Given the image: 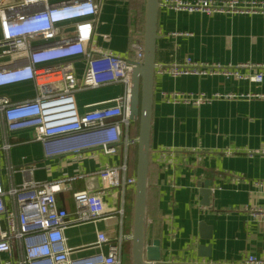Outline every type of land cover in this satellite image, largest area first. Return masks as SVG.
I'll use <instances>...</instances> for the list:
<instances>
[{"label":"crops","instance_id":"1","mask_svg":"<svg viewBox=\"0 0 264 264\" xmlns=\"http://www.w3.org/2000/svg\"><path fill=\"white\" fill-rule=\"evenodd\" d=\"M94 1L98 12L93 40L102 51L129 55L132 41L143 36L141 0ZM164 1L160 0L157 17L156 65L179 64L185 58L221 65L264 63V12L206 14L175 10L164 5ZM67 27V33L71 32V26ZM73 61L79 74L84 69V59L79 56ZM123 91L121 83H114L79 91L75 97L80 109L92 108ZM163 91L246 95L264 92V78L255 83L221 75L171 77L155 73L145 239L150 243V254L156 257L149 264H245L248 255L264 257V221L253 219L245 210L253 205L264 207V189L256 185L257 181H264V98H219L200 104H176L165 102L161 97ZM0 93L19 100L32 96L34 87L31 82H23L4 86ZM123 131L135 140L126 149L120 143L117 151L110 154L89 148L53 157L44 156L33 130L14 131L8 136L9 150H0L5 184L10 183L8 164H36L33 175L37 180L66 178L71 188L57 193L56 198L58 205L67 210L69 219L73 218L72 192L104 187L95 171L125 163L126 176H135L137 120L130 119ZM11 181L19 183L20 173H13ZM206 182H210L207 206L199 195ZM133 191L131 186L106 188V207L122 212L112 211L94 222L69 226L64 232L67 246L91 245L99 231L112 240L120 234H131L132 220L128 229L124 214L129 206L133 210ZM97 251L105 253L107 247L87 248L73 255ZM129 252L131 240L123 241L122 264Z\"/></svg>","mask_w":264,"mask_h":264},{"label":"built area","instance_id":"2","mask_svg":"<svg viewBox=\"0 0 264 264\" xmlns=\"http://www.w3.org/2000/svg\"><path fill=\"white\" fill-rule=\"evenodd\" d=\"M164 5L206 14L264 12V2L256 0H165ZM97 12L94 0L0 2V88L23 82H31L34 87L32 96L19 100L0 93V150L8 151L9 134L22 129L33 130L45 157L89 148L110 154L117 151L120 143L126 149L135 142L123 127L130 123L131 72L142 61L143 40L135 38L127 56L102 51L92 37ZM67 26H71L69 33ZM79 56L85 65L78 74L73 58ZM155 73L171 77L221 75L260 83L264 63L221 65L185 58L179 64H155ZM114 83L124 86L122 95L99 107H78L77 92ZM161 97L169 103L200 104L219 98H264V92L208 95L163 91ZM35 168L34 163L16 167L8 164L10 183L6 186L0 165V264H122V243L131 240V234H120L112 240L99 231L93 244L71 248L64 232L69 226L94 222L112 211L122 212L106 207L103 194L106 188L134 187L135 176H126V164L95 171L103 181V189L72 192L75 211L70 219L56 198L57 193L71 188L68 179L37 180L33 175ZM15 172L20 173L19 183L11 181ZM256 185L264 189V181H257ZM245 210L253 219L264 221L263 206L253 205ZM103 245L107 247L105 253L73 255ZM244 263L264 264V257L248 255Z\"/></svg>","mask_w":264,"mask_h":264},{"label":"water","instance_id":"3","mask_svg":"<svg viewBox=\"0 0 264 264\" xmlns=\"http://www.w3.org/2000/svg\"><path fill=\"white\" fill-rule=\"evenodd\" d=\"M1 1L2 0H0V2ZM159 9L160 0H144L142 36L143 58L140 63L135 64L131 72L129 118L137 120L138 123L131 233L132 264H149V262L156 257L150 254L152 249L150 243L145 239V232L150 153L149 142L155 69L154 55L155 44L158 38L157 17ZM209 185L210 182H206L199 190V195L204 198V205L206 206L210 194ZM201 248L205 247L201 246ZM205 250L208 253V250ZM145 255L147 259H145ZM207 255H209V253Z\"/></svg>","mask_w":264,"mask_h":264},{"label":"rangeland","instance_id":"4","mask_svg":"<svg viewBox=\"0 0 264 264\" xmlns=\"http://www.w3.org/2000/svg\"><path fill=\"white\" fill-rule=\"evenodd\" d=\"M143 5H144V0H141V4H140V17H143ZM13 151L14 149H12V154H13ZM128 215L131 216V220H132V210H131V206H129L127 209H126ZM129 219V220H130ZM125 258V257H124ZM125 264H132V260H131V253L129 252V256H128V259L126 261Z\"/></svg>","mask_w":264,"mask_h":264},{"label":"trees","instance_id":"5","mask_svg":"<svg viewBox=\"0 0 264 264\" xmlns=\"http://www.w3.org/2000/svg\"><path fill=\"white\" fill-rule=\"evenodd\" d=\"M141 3V2H140ZM139 18H140V23H142V17H140V15H139ZM124 216H125V221H127V223H128V229H130V222H131V216L130 215H128V213H127V211L125 210V214H124ZM130 219V220H129Z\"/></svg>","mask_w":264,"mask_h":264}]
</instances>
